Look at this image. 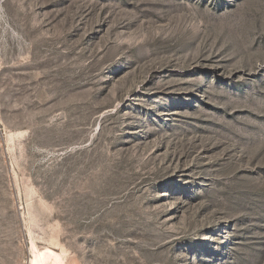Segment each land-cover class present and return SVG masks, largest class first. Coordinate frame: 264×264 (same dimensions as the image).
<instances>
[{
    "label": "rangeland",
    "instance_id": "374dc122",
    "mask_svg": "<svg viewBox=\"0 0 264 264\" xmlns=\"http://www.w3.org/2000/svg\"><path fill=\"white\" fill-rule=\"evenodd\" d=\"M264 264V0H0V264Z\"/></svg>",
    "mask_w": 264,
    "mask_h": 264
},
{
    "label": "bare ground",
    "instance_id": "6f19581e",
    "mask_svg": "<svg viewBox=\"0 0 264 264\" xmlns=\"http://www.w3.org/2000/svg\"><path fill=\"white\" fill-rule=\"evenodd\" d=\"M30 264H66L59 254L52 251L40 252L33 248Z\"/></svg>",
    "mask_w": 264,
    "mask_h": 264
}]
</instances>
